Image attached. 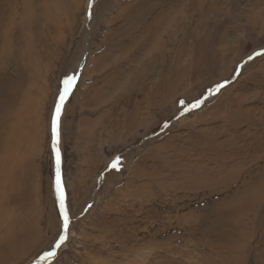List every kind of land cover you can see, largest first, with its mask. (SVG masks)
<instances>
[{
  "label": "rangeland",
  "instance_id": "1",
  "mask_svg": "<svg viewBox=\"0 0 264 264\" xmlns=\"http://www.w3.org/2000/svg\"><path fill=\"white\" fill-rule=\"evenodd\" d=\"M22 1L1 6V20L11 10L14 21L0 116L27 94L35 137L19 152V181L2 210H22L37 236L0 264H49L40 258L62 230L52 117L73 75L58 129L69 228L50 264H264L262 209L233 262L223 253L229 212L203 184L222 179L231 193L247 182L248 192L250 178L264 177V55L248 59L264 51V0H214L212 10L211 0H57L50 20L44 0L27 9Z\"/></svg>",
  "mask_w": 264,
  "mask_h": 264
},
{
  "label": "bare ground",
  "instance_id": "2",
  "mask_svg": "<svg viewBox=\"0 0 264 264\" xmlns=\"http://www.w3.org/2000/svg\"><path fill=\"white\" fill-rule=\"evenodd\" d=\"M56 1L57 0H44V3L41 4L43 8L42 12H41V6L39 5L37 6L38 8H40L39 11L41 12L42 19L45 18L50 20L51 18H53L54 15L52 13L51 4ZM212 1L214 0H211L210 3L208 4L210 9L214 5ZM4 3L6 4L8 10V5L9 7H11V5L14 3V0L13 3L12 0L11 1L0 0V12H2L1 6L3 5L4 7ZM29 4H30L29 0L22 1V9L29 8ZM6 12L8 13L7 15L3 16V20H1L0 18V21H4L5 23V24L3 23L5 27L3 29L4 32H2L3 35H1L3 36L4 41L0 45V56H1L0 65H4L1 64L4 61L2 60V57L5 59L6 64L5 66H0V67H6L9 64H13L9 54L11 51V49H9L10 45L6 44V42L8 40V32L11 30L12 21L14 20L12 19V11L9 10ZM15 18L16 15L14 16V19ZM14 55L16 57V54ZM21 56L25 57V54H22ZM22 95L23 98L18 102L14 113L5 112L6 114L4 113L3 114L4 116L3 115L0 116L2 118L0 119V131L2 126L6 124L8 126L7 129L8 132L10 131V137H11V138H5L6 135L5 137H3L4 147L2 148L3 150L1 152H4V155L0 156V245H3V247L0 246V252H1L0 258H2V261L5 259L14 258V256H17L21 252H23L26 248L25 245L29 243L30 234L33 233V235L37 236L35 224L31 223L30 225H28L29 222L26 220V215L22 210H20L19 214L14 217L12 214L13 211L9 209L2 210L3 205L6 206L9 205L10 198L14 196L12 192L15 191L17 187V183L19 181V175L17 173V169H19L18 166L20 165V161L22 159V157L19 155V152L22 150H24V153L30 152L32 136H34L32 135V132L34 130V126H33L34 123L32 119L33 110L31 108V105L29 104L31 103L30 96L28 97V95L24 93ZM3 107L0 106L1 112L4 110ZM26 111L27 114H25ZM12 120H14L15 123L10 122L9 124V121ZM28 126H32V130L31 129L28 130ZM13 130H15L14 132L16 133L15 138H13ZM0 140H2V138ZM5 148L6 150H4ZM233 174L234 173H232L231 175ZM226 175L229 177V174ZM203 177H204L203 184L208 185L206 189L210 191V189L213 188L212 194L221 196L219 197V199L225 203L224 204L226 205L225 211L229 212L227 213L228 218L224 215L225 216L224 222L229 227L230 235L229 238L224 241L226 244L225 246L226 248L225 249L223 248V250H225L223 253L225 252L231 253L232 255L231 261L235 262L236 260H239L238 258H240L245 252V247H244L245 241L248 242L250 240L252 233H254L256 228L258 227V221L260 220H256L255 218L256 216H259L260 213L259 211L261 209L263 212H262V217L260 218L264 220V177H262V179L250 178V180L253 181L255 185L253 189H251L248 192L247 191L245 192V189H247L248 186L246 184L247 182H244L240 184L238 188L236 189L234 188L231 193L227 192L225 188H221L223 185L222 179H220V182L212 183L210 180L211 177L209 178L208 176H203ZM237 181L238 178L236 176L235 177L231 176V182L232 184L235 183V187L237 186ZM241 187L243 188L242 190H240ZM220 190H223L221 194H219ZM18 249H22V251H20L19 253Z\"/></svg>",
  "mask_w": 264,
  "mask_h": 264
},
{
  "label": "snow or ice",
  "instance_id": "3",
  "mask_svg": "<svg viewBox=\"0 0 264 264\" xmlns=\"http://www.w3.org/2000/svg\"><path fill=\"white\" fill-rule=\"evenodd\" d=\"M264 55V51H258L255 52L253 55H250L248 57L249 60L253 59L254 56H261ZM76 77L73 76H67L62 81L63 89L60 92L58 102L56 103L55 111L52 117V146H53V152L55 155V166H56V193H57V199L59 202V210H60V217L62 219V230L58 234V239H56L50 248V250L46 251L44 255L40 258L42 261H47L50 264V261L53 260L57 255V250L66 242L67 240V231L69 228V214H68V208L65 204V197L63 192V187L61 183L60 178V151L58 148L59 144V120L61 111L63 108V105L65 101L67 100L68 96L70 95L72 88L75 85ZM225 87V84H218L215 89H209V94H214V92L220 91ZM207 97H205L206 99ZM183 104V102H181ZM203 103V100H197L194 105L189 106V110L191 107H200V105ZM166 126V125H165ZM120 160L119 158H116L110 165L111 168L118 170L119 169Z\"/></svg>",
  "mask_w": 264,
  "mask_h": 264
},
{
  "label": "water",
  "instance_id": "4",
  "mask_svg": "<svg viewBox=\"0 0 264 264\" xmlns=\"http://www.w3.org/2000/svg\"><path fill=\"white\" fill-rule=\"evenodd\" d=\"M214 89H215V88H214ZM210 95H211V94H207V95H205L204 97H202L200 100H203V101H204V100H205V97L208 98V97H210ZM193 105H194V104H193ZM194 109H196V107H191L190 110H189V107H188V108L184 111V114L187 113V112H189V111H192V110H194Z\"/></svg>",
  "mask_w": 264,
  "mask_h": 264
}]
</instances>
